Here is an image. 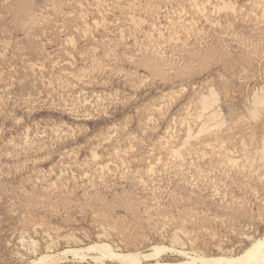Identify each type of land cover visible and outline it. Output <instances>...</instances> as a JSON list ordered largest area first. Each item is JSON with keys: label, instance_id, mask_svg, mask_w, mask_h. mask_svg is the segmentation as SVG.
Masks as SVG:
<instances>
[{"label": "rangeland", "instance_id": "374dc122", "mask_svg": "<svg viewBox=\"0 0 264 264\" xmlns=\"http://www.w3.org/2000/svg\"><path fill=\"white\" fill-rule=\"evenodd\" d=\"M263 81L264 0H0V264L240 253L264 232Z\"/></svg>", "mask_w": 264, "mask_h": 264}, {"label": "bare ground", "instance_id": "6f19581e", "mask_svg": "<svg viewBox=\"0 0 264 264\" xmlns=\"http://www.w3.org/2000/svg\"><path fill=\"white\" fill-rule=\"evenodd\" d=\"M202 2V1H201ZM206 2V1H205ZM245 2V1H244ZM256 2V1H255ZM222 3V2H221ZM225 5V4H224ZM234 5V4H233ZM219 6V5H218ZM231 7H233V6H231ZM222 8V7H221ZM223 9V8H222ZM234 9V8H233ZM95 13V12H94ZM189 13V12H188ZM149 14V13H148ZM217 21V20H216ZM232 26V25H231ZM78 27V26H77ZM61 29V28H60ZM151 29V28H150ZM94 31V30H93ZM193 31V30H192ZM149 33H151V32H149ZM82 35V34H81ZM121 37V36H120ZM60 38V37H59ZM116 40V39H115ZM122 40V39H121ZM93 42V41H92ZM88 43V42H87ZM75 46V45H74ZM108 47V46H107ZM105 49V48H104ZM111 49V48H110ZM48 50V49H47ZM60 52V51H59ZM153 52V51H152ZM165 52V51H164ZM66 53V52H65ZM63 56V55H62ZM97 57V56H96ZM72 59V58H71ZM257 59V58H256ZM59 63V62H58ZM6 64V63H5ZM62 64H64V63H62ZM63 67V66H62ZM225 67V66H224ZM65 68H66V66H65ZM68 68V67H67ZM61 70V69H60ZM7 73V72H6ZM217 74V73H216ZM239 75V74H238ZM184 77V76H183ZM159 80V79H158ZM256 80V79H255ZM237 81V80H236ZM264 82V81H263ZM26 83V82H25ZM39 84V83H38ZM88 85V84H87ZM211 86V85H210ZM181 88V87H180ZM201 88V87H200ZM205 88V87H204ZM234 88V87H233ZM177 89V88H176ZM231 89V88H230ZM259 89H261V88H259ZM259 91H261V90H259ZM200 92V91H199ZM207 92V91H206ZM221 92V91H220ZM227 92H228V90H227ZM255 93V92H254ZM263 93V92H262ZM26 94V93H25ZM207 94V93H206ZM260 95V94H259ZM128 96V95H127ZM252 96H254V95H252ZM215 97V96H214ZM199 98V97H198ZM207 98V97H206ZM212 98H213V96H212ZM211 98V100H213V99H215V98H213L212 99ZM252 98V97H251ZM254 98V97H253ZM257 99V98H256ZM264 99V98H263ZM103 100V99H102ZM115 100V99H114ZM210 100V101H211ZM216 100V99H215ZM214 100V101H215ZM218 100V99H217ZM260 99H258V101H259ZM64 102V101H63ZM86 102V101H85ZM256 102V101H255ZM261 102V101H260ZM214 103V102H213ZM224 103V102H223ZM223 103H222V105H223ZM253 103V102H252ZM87 104V103H86ZM212 104V103H211ZM217 104V103H216ZM262 104V103H261ZM76 105V104H75ZM108 105V104H107ZM205 105H206V103H205ZM205 105H201V108H203V107H205ZM221 105V106H222ZM259 105V104H258ZM193 106V105H192ZM203 106V107H202ZM242 106V105H241ZM244 106V105H243ZM252 106V105H251ZM217 107V106H216ZM223 107V106H222ZM226 107H227V105H226ZM120 108V107H119ZM199 108V107H198ZM206 108H208V107H206ZM229 107H227V109H228ZM258 108V107H257ZM180 109V108H179ZM216 109V108H215ZM214 109V110H215ZM218 109V108H217ZM226 109V110H227ZM264 109V108H263ZM68 110V109H67ZM72 110H74V108H72ZM100 110V109H99ZM149 110V109H148ZM186 110V109H185ZM212 110V109H211ZM222 110V109H221ZM246 110V109H245ZM249 110V109H248ZM248 110H246V111H248ZM196 111V110H195ZM209 111V110H208ZM224 111H225V109H224ZM253 111V110H252ZM156 112V111H155ZM260 112V111H259ZM69 113H70V111H69ZM75 113V112H74ZM200 113V112H199ZM206 113V112H205ZM209 113H210V111H209ZM217 113V112H216ZM257 113V112H256ZM96 114V113H95ZM208 114V113H207ZM215 114V113H214ZM193 115V114H192ZM199 115V114H198ZM250 115V114H249ZM249 115H247V116H249ZM167 116V115H166ZM201 116H202V114H201ZM203 116H205V115H203ZM229 116V115H228ZM192 117V116H191ZM208 117V116H207ZM211 117V116H210ZM212 117H213V115H212ZM211 117V118H212ZM255 117V116H254ZM259 117V116H258ZM194 118H198V117H194ZM205 118V117H204ZM261 118V117H260ZM193 119V118H192ZM227 119V118H226ZM248 119V118H247ZM151 120V119H150ZM172 120V119H171ZM190 120V119H189ZM195 120V119H194ZM191 121H193V120H191ZM204 121V120H203ZM212 121V120H211ZM168 122V121H167ZM166 122V123H167ZM234 122V121H233ZM237 122V121H236ZM182 123V122H181ZM188 123V122H187ZM193 123H194V121H193ZM202 123V122H201ZM238 123V122H237ZM248 123V122H247ZM200 124V123H199ZM240 124V123H239ZM168 125V124H167ZM193 125V124H192ZM204 125V124H203ZM211 125V124H210ZM234 125V124H233ZM241 125V124H240ZM188 126V125H187ZM219 126V125H218ZM232 126V125H231ZM163 127V126H162ZM206 127H208V126H206ZM120 128V127H119ZM200 128V127H199ZM10 129V128H9ZM16 129V128H15ZM115 129V128H114ZM189 129V128H188ZM205 129V128H204ZM223 129V128H222ZM236 129V128H235ZM251 129V128H250ZM227 130V129H226ZM231 130V129H230ZM27 131V130H26ZM26 131L24 132V133H26ZM121 131H122V129H121ZM188 131V130H187ZM248 131H249V129H248ZM252 131V130H251ZM195 132V131H194ZM203 132V131H202ZM56 133V132H55ZM61 133H62V131H61ZM189 134V133H188ZM228 134V133H227ZM26 135V134H25ZM55 135V134H54ZM255 135V134H254ZM97 136V135H96ZM187 136V135H186ZM29 138V137H28ZM197 138V137H196ZM31 139V138H30ZM128 139V138H127ZM161 139V138H160ZM188 139H189V137H188ZM27 140H29V139H27ZM130 140V139H129ZM195 140V139H194ZM223 140V139H222ZM230 140V139H229ZM26 141V140H25ZM131 141V140H130ZM256 141V140H255ZM28 142V141H27ZM129 142V141H128ZM206 142V141H205ZM220 142V141H219ZM251 142V141H250ZM100 143V142H99ZM165 143V142H164ZM183 143V142H182ZM184 143H186L185 141H184ZM192 143V142H191ZM208 143V142H207ZM241 143V142H240ZM243 143V142H242ZM247 143V142H246ZM245 143V144H246ZM249 144V143H248ZM261 144H262V142H261ZM67 146V145H66ZM175 146V145H174ZM177 146V145H176ZM225 146V145H224ZM232 146H234V145H232ZM126 147H127V145H126ZM194 147V146H193ZM93 148H96V147H93ZM92 148V149H93ZM187 148V147H186ZM227 148V147H226ZM91 149V150H92ZM259 149V148H258ZM172 150V149H171ZM201 150V149H200ZM208 150V149H207ZM245 150V149H244ZM255 150V149H254ZM176 151V150H175ZM194 151V150H193ZM217 151V150H216ZM243 151V150H242ZM88 152H90V151H88ZM172 152V151H171ZM170 152V153H171ZM178 151H176V153H177ZM201 152V151H200ZM247 152V151H246ZM128 153V152H127ZM175 153V152H174ZM179 153V152H178ZM195 153V152H194ZM219 153V152H218ZM248 153V152H247ZM250 153H252V152H250ZM255 153V152H254ZM264 153V152H263ZM91 154H95L94 152L93 153H91ZM173 154V153H172ZM97 155V154H96ZM178 155H180V154H178ZM198 155V154H197ZM263 155V154H262ZM189 156V155H188ZM214 156V155H213ZM249 156V155H248ZM264 156V155H263ZM263 156H262V158H263ZM172 157V156H171ZM250 157H253V156H251L250 155ZM93 158V157H92ZM91 158V159H92ZM180 158V157H179ZM247 158V157H246ZM245 158V159H246ZM249 158V157H248ZM256 158V157H255ZM181 159H182V157H181ZM185 159V158H184ZM254 159V158H253ZM179 160V159H178ZM255 160V159H254ZM253 160V161H254ZM141 162V161H140ZM249 162V161H248ZM256 162V161H255ZM185 163V162H184ZM146 164V163H145ZM246 164V163H245ZM249 164V163H248ZM251 165V164H250ZM122 166V165H121ZM180 167V166H179ZM251 167V166H250ZM238 168V167H237ZM248 168V167H247ZM252 168H253V165H252ZM262 168V167H261ZM102 169V168H101ZM246 170V169H245ZM127 171V170H126ZM235 173V172H234ZM259 173H261V172H259ZM199 174V173H198ZM243 175V174H242ZM245 175V174H244ZM195 187V186H194ZM217 188V187H216ZM219 191V190H218ZM252 192V191H251ZM186 197V196H185ZM198 199V198H197ZM201 200V199H200ZM226 211V210H225ZM221 214V213H220ZM196 216V215H195ZM210 218V217H209ZM246 226V225H245ZM153 229V228H152ZM178 229V228H177ZM18 231V230H17ZM22 231V230H21ZM51 231V230H50ZM83 231V230H82ZM97 231H99V229L97 230ZM100 231H102L101 229H100ZM99 231V232H100ZM104 231V230H103ZM67 232V231H66ZM105 232V231H104ZM107 232V231H106ZM158 232V231H157ZM25 233H27V232H25ZM42 233V232H41ZM237 233V232H236ZM24 234V233H23ZM28 234V233H27ZM51 234V233H50ZM100 234H103V233H101L100 232ZM99 234V235H100ZM186 235V234H185ZM16 236V235H15ZM26 236V235H25ZM46 236H48V234H46ZM68 236V235H67ZM104 236H105V233H104ZM107 236H109L108 234H107ZM175 236H176V234H175ZM237 236V235H236ZM18 237V236H17ZM57 237V236H56ZM101 237H102V235H101ZM163 237V236H162ZM189 237V236H188ZM23 238V237H22ZM72 238V237H71ZM23 239H25V238H23ZM49 239H51L50 237H49ZM62 239H65V238H62ZM68 239V238H67ZM20 240V239H19ZM18 240V241H19ZM27 240H28V238H27ZM66 240V239H65ZM163 240V239H162ZM178 240V239H177ZM238 240V239H237ZM21 241V240H20ZM20 241H19V243H20ZM26 241V240H25ZM29 241V240H28ZM32 241H35V240H32ZM45 241V240H44ZM46 241H47V239H46ZM53 241V240H52ZM51 241V242H52ZM55 241V240H54ZM112 241V240H111ZM180 241V240H179ZM27 242V241H26ZM30 242V241H29ZM51 242H50V244H51ZM58 242V241H57ZM61 242H64V241H61ZM183 242V241H182ZM191 242V241H190ZM18 243V244H19ZM23 243V242H22ZM35 243V242H34ZM46 243V242H45ZM48 243V242H47ZM65 243V242H64ZM104 243V242H103ZM155 243V242H154ZM25 244H27V243H25ZM108 244V243H107ZM176 244V243H175ZM17 245V244H16ZM20 245V244H19ZM32 245V244H31ZM52 245V244H51ZM173 245V244H172ZM182 245V244H181ZM35 246V245H34ZM49 246V245H48ZM62 246V245H61ZM160 246H162V245H160ZM24 247V246H23ZM63 247H65V246H63ZM68 247V246H67ZM66 247V248H67ZM109 247H110V245H109ZM132 247V246H131ZM151 247V246H150ZM153 247V246H152ZM32 248V247H31ZM48 248V247H47ZM46 249V248H45ZM110 249L111 248H108V246L104 243V244H102V243H98L97 245H96V243L95 244H92V245H90V246H87L86 247V250L87 251H92V253L93 252H103L104 250L105 251H107L108 253V255H110V256H114L113 257V259L115 258V259H117V260H119L120 261V263L122 262V263H127V264H140V258H137V254L135 255L134 253H121V254H117V253H115V254H112L111 253V251H110ZM156 249V248H155ZM170 249H172V248H169V250ZM77 250V249H76ZM82 250V249H81ZM163 250V249H162ZM166 250H168L167 248H166ZM168 250V251H169ZM176 250V249H175ZM178 250V249H177ZM221 250V249H220ZM66 251V250H65ZM68 251V250H67ZM159 251V250H158ZM31 252H33V251H31ZM57 252V251H56ZM63 252V251H62ZM70 252V251H69ZM73 253L75 254L76 253V251H73ZM144 253V252H143ZM147 253V252H146ZM179 253V252H178ZM181 253V252H180ZM45 254V253H44ZM63 254V253H62ZM67 254V253H66ZM69 254V253H68ZM103 254V253H102ZM182 254V253H181ZM187 254V253H186ZM59 255V254H58ZM80 255V254H79ZM82 255H83V253H82ZM86 255V254H85ZM99 255V254H98ZM143 255V254H142ZM193 255V254H192ZM191 255V256H192ZM55 256V255H54ZM84 256V255H83ZM92 256H94V255H92ZM144 256V255H143ZM185 256V255H184ZM188 256V255H187ZM190 256V257H191ZM198 256H200V255H198ZM197 256V257H198ZM46 257V256H45ZM57 257V256H56ZM60 257V256H59ZM90 257H91V255H90ZM96 257V256H95ZM109 257V256H108ZM107 257V258H108ZM186 257V256H185ZM53 258V257H52ZM52 258H50V260L52 259ZM112 258V257H111ZM143 258H145V257H143ZM152 258V257H151ZM41 259V258H40ZM58 259V258H57ZM89 259V258H88ZM99 259V258H98ZM103 259V258H102ZM154 259V258H153ZM92 260V259H91ZM96 260H97V258H96ZM96 260H94V261H96ZM198 260L200 261V264H264V232L258 237V238H256V239H254V240H252L250 243H249V245H247L245 248H243L242 250H241V252L240 253H238L237 255H235V256H228V255H220V256H214V257H198ZM46 261V260H45ZM59 261V260H58ZM93 261V260H92ZM93 261V262H94ZM98 261V260H97ZM154 261V260H153ZM161 261V260H160ZM47 262V261H46ZM162 262V261H161ZM33 263V262H32ZM94 263H96V262H94ZM99 263V262H98ZM97 263V264H98ZM155 263H159V260H157V262H155ZM40 264H42V263H40ZM92 264V263H91ZM104 264V263H103ZM115 264H118L117 262L115 263ZM160 264V263H159Z\"/></svg>", "mask_w": 264, "mask_h": 264}]
</instances>
